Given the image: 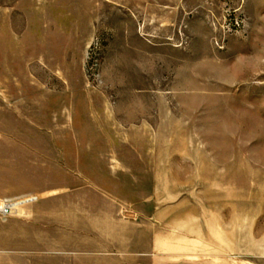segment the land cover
Listing matches in <instances>:
<instances>
[{
	"label": "rangeland",
	"instance_id": "obj_1",
	"mask_svg": "<svg viewBox=\"0 0 264 264\" xmlns=\"http://www.w3.org/2000/svg\"><path fill=\"white\" fill-rule=\"evenodd\" d=\"M2 118L51 156L0 220L45 203L48 243L198 244L264 214V0H0Z\"/></svg>",
	"mask_w": 264,
	"mask_h": 264
},
{
	"label": "crops",
	"instance_id": "obj_2",
	"mask_svg": "<svg viewBox=\"0 0 264 264\" xmlns=\"http://www.w3.org/2000/svg\"><path fill=\"white\" fill-rule=\"evenodd\" d=\"M7 121L0 119V125L8 126ZM15 146L13 132H0L3 199L28 194L16 185L22 181L23 169L36 168L41 162L45 165L46 157L51 156L45 149ZM37 195L40 196V191ZM42 200L48 198L43 196ZM44 205L25 208L7 220H0V264H264V214L236 211L217 215L213 236L207 228L200 229L198 244L151 245L149 250L142 248L128 254L124 245L108 250L81 246L78 230L73 229L55 230L48 243Z\"/></svg>",
	"mask_w": 264,
	"mask_h": 264
},
{
	"label": "built area",
	"instance_id": "obj_3",
	"mask_svg": "<svg viewBox=\"0 0 264 264\" xmlns=\"http://www.w3.org/2000/svg\"><path fill=\"white\" fill-rule=\"evenodd\" d=\"M38 199L35 197L23 200H0V217L6 218L13 215L20 207L32 204Z\"/></svg>",
	"mask_w": 264,
	"mask_h": 264
}]
</instances>
